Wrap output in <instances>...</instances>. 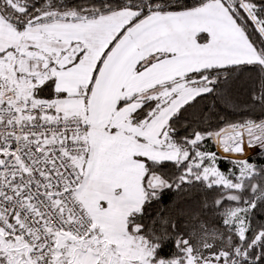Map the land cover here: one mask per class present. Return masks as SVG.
Returning a JSON list of instances; mask_svg holds the SVG:
<instances>
[{"label": "snow or ice", "instance_id": "snow-or-ice-1", "mask_svg": "<svg viewBox=\"0 0 264 264\" xmlns=\"http://www.w3.org/2000/svg\"><path fill=\"white\" fill-rule=\"evenodd\" d=\"M0 264H264V0H0Z\"/></svg>", "mask_w": 264, "mask_h": 264}, {"label": "trees", "instance_id": "trees-1", "mask_svg": "<svg viewBox=\"0 0 264 264\" xmlns=\"http://www.w3.org/2000/svg\"><path fill=\"white\" fill-rule=\"evenodd\" d=\"M258 115V113H257ZM230 118H238V116H233ZM230 167V165H227L226 162L222 161V167ZM174 194H167L159 204H157L152 210V214L155 215L157 212L161 213L162 215H169L172 212V209L174 207Z\"/></svg>", "mask_w": 264, "mask_h": 264}, {"label": "rangeland", "instance_id": "rangeland-1", "mask_svg": "<svg viewBox=\"0 0 264 264\" xmlns=\"http://www.w3.org/2000/svg\"><path fill=\"white\" fill-rule=\"evenodd\" d=\"M209 147H210V150H213V151L217 150L214 146L211 145V143H209ZM221 155L223 154L221 153Z\"/></svg>", "mask_w": 264, "mask_h": 264}]
</instances>
